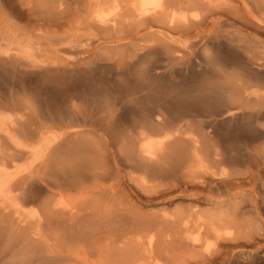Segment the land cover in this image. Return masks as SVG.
<instances>
[{
	"label": "bare ground",
	"instance_id": "obj_1",
	"mask_svg": "<svg viewBox=\"0 0 264 264\" xmlns=\"http://www.w3.org/2000/svg\"><path fill=\"white\" fill-rule=\"evenodd\" d=\"M220 1L0 0V17L7 23L36 22L21 27L26 42L20 51L9 39L8 48L0 51V88L8 91L0 94V263L65 264L73 247L96 251L108 264H213L240 255L254 263L256 251L245 250L241 241L252 234L251 223L244 219L241 202L231 196L245 184L255 189L259 182V188H264V131L244 170L236 154L245 135L227 137L222 131L243 129L241 121L255 104L264 118L263 55L256 67L240 74L231 70L235 58L218 51L204 73L200 95L171 93L167 88L164 95L169 98L158 102L151 88L159 83L158 76L147 73L131 83L114 82L106 93L118 99L129 97L125 102L131 104L120 118L136 114V123L122 132L115 131L114 122L105 126L104 119L85 103L67 107L63 118L48 113L46 96L51 92L45 82L57 66L41 59L32 44L34 38H46L57 43L58 52H65L59 43L71 36V47L75 46L82 29L90 39L108 40L148 24L181 35L198 34L206 16L196 11ZM242 1L240 7L219 8L216 20L232 15L248 23L253 12L264 21V0ZM1 22L0 18V40L4 37ZM94 43H86L83 52L92 50ZM154 43L171 46L152 38L136 50H148ZM108 54L102 51L100 60L110 58ZM85 64V71L89 70L85 78L90 81L97 64L92 60ZM144 87L152 93L135 96ZM199 111L205 119L198 128L193 118L176 123L185 112ZM102 127L105 130L99 132ZM123 177L136 190L191 186L196 195L214 189L219 200L197 196L193 204L173 211L141 214L119 198ZM207 239L214 242L212 252L190 258L188 254Z\"/></svg>",
	"mask_w": 264,
	"mask_h": 264
},
{
	"label": "rangeland",
	"instance_id": "obj_2",
	"mask_svg": "<svg viewBox=\"0 0 264 264\" xmlns=\"http://www.w3.org/2000/svg\"><path fill=\"white\" fill-rule=\"evenodd\" d=\"M242 2V0H221L218 4L214 3L215 6H210L202 11L195 10L201 15L204 14L206 16V20L200 26V32L198 34L191 31L181 35L180 32H172L162 26L148 24L147 26L128 28L127 36L115 34L112 38L104 40L100 38V36L90 39V34L82 29L78 31V38H75L77 39L75 46L71 47V36L59 43L60 48L66 47L65 52H58L57 43L52 42L50 39L34 38L32 44L40 52L41 59L47 61L49 64L57 66L56 71L50 73V79L45 82L47 86L46 89L49 88L51 92L46 96V102L49 103L50 106L48 113L63 118V111H65L67 107L70 108L75 103H85L91 108L92 113H94L96 117H102L104 119L105 126L108 123L112 124L114 122V124H116L115 131L124 132L128 126L130 127L129 129H131L132 125L136 123V114L132 112L128 115V119L122 120L120 118L124 107L129 108L131 104L126 105L125 102L129 97L118 99L106 93L114 82L127 83L129 81V83H131V81L133 82L135 79L139 80L143 78L141 76L147 74L148 76L157 75L159 83L154 82L151 88H155L154 90L157 92L156 101L158 102L165 101L169 98L164 95L167 88H170L171 93L180 92L181 95H200L203 93L204 73L212 60L217 57L218 51L221 50L222 52L229 53L235 58L236 64L231 66L233 68L231 70H236V72L240 74L246 73L248 68L256 67V61L259 56H264V21L260 20V17L253 12L250 13L249 17L247 16L248 23L240 22L232 15L228 16L229 19L218 18L216 20L215 17L217 16L216 12H220L221 8H229L231 5L240 7ZM154 4L155 3H152V6ZM0 18L4 32V37L0 40V51L8 48V46H6L8 44V39L12 41V46H15L17 50L20 51L26 42L21 27L29 23L34 24L36 23L35 20H12L7 23L3 17ZM152 38L164 41L167 45L171 46L161 48L159 44L154 43L155 46L148 50H136L139 44H144ZM93 40H96V43H94L92 50L83 52L84 48L87 46L86 43ZM90 48L91 47H89V49ZM102 51H106L111 57L106 58L102 56L101 58H103V60H100L99 55H102ZM71 59L76 61V63L69 64L68 61ZM91 60L95 61L97 67L93 68V71H91V75H94V80L91 79L89 81L85 78L89 70L85 71L84 68H86L85 63ZM149 70L152 71L150 72ZM73 78L78 80L76 81ZM223 79L225 80L226 78L223 77ZM148 89L149 87L142 88L135 96H140L141 94L145 95L148 91L152 93V89ZM64 90L66 91L64 92ZM6 92L8 91L5 86L0 88V94L3 95ZM225 92H227V90ZM158 110L160 114H163L167 118L169 117L164 111ZM248 111L249 113L241 121L243 129L234 127V130L232 127L231 129H224L222 131L227 137H232L233 134L240 133L245 135L246 141L239 145V151L236 154L243 170L248 166V158L254 157V155H252V148L255 147L259 133L264 131V118L259 115V107L257 104ZM180 117L181 118L176 120V123L178 121V123L183 124L193 118L194 124L196 123L195 128H198L201 123L203 125V120L205 119L204 113L201 111L185 112L183 115H180ZM103 130L105 129L102 127V130L100 129L99 132ZM245 131L247 132L246 134ZM157 135L160 136L161 131L158 132ZM122 181L124 184H122L120 188L121 192L119 198L124 206L146 215L153 213L160 214L165 210L173 211L182 205H191L196 202L195 198L197 196H200L201 199L211 198L214 201L219 200V197H216L213 192L214 189H212L213 191L210 193L200 192L198 195L195 194L196 189L191 186H180L179 189L174 188L170 190H165L164 186L153 190H136L125 177L122 178ZM258 185H260L259 182L257 187L252 189L249 184H245L242 189L236 190L231 196V198L237 197L236 200L241 202V206L244 208V219L251 223L252 234L250 237L241 238V241L244 242L242 247H244L245 250L252 249L257 253L251 259L253 260L252 262H254L251 264H264V188H259ZM221 189L224 190L226 188L223 186ZM203 207L207 208V206ZM213 247V240L207 239L200 247L196 248L188 255L193 260L200 259L209 254V252H212ZM86 251L87 250L81 247L71 248V259L65 264H108L105 261L104 255L96 251ZM241 261H243V263ZM247 262H250L249 259H246L245 255H240L236 260H228L222 263L216 262L213 264H249ZM172 263L174 262L171 261L170 264ZM0 264L10 263L5 260ZM11 264L19 263L13 262Z\"/></svg>",
	"mask_w": 264,
	"mask_h": 264
}]
</instances>
